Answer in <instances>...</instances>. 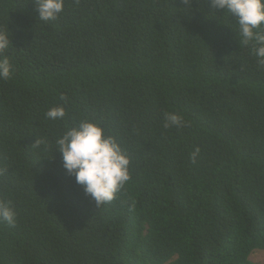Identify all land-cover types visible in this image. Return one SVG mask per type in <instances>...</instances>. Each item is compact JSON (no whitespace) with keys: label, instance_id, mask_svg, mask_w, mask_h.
<instances>
[{"label":"trees","instance_id":"obj_1","mask_svg":"<svg viewBox=\"0 0 264 264\" xmlns=\"http://www.w3.org/2000/svg\"><path fill=\"white\" fill-rule=\"evenodd\" d=\"M237 28L210 0H64L49 22L35 0H0V199L17 213L0 264H247L264 250V69ZM166 112L187 126L166 128ZM85 118L130 157L100 207L55 152Z\"/></svg>","mask_w":264,"mask_h":264},{"label":"clouds","instance_id":"obj_2","mask_svg":"<svg viewBox=\"0 0 264 264\" xmlns=\"http://www.w3.org/2000/svg\"><path fill=\"white\" fill-rule=\"evenodd\" d=\"M186 5L191 0H183ZM214 9L223 10L238 26L237 34L245 45L251 44V53L257 58L258 69H264V0H210ZM35 8L41 21H56L64 9V0H35ZM10 45V37L0 31V80L11 76L12 64L4 55ZM66 116L63 105L46 112L50 120H62ZM166 128L187 126L183 117L176 112L164 114ZM41 143V141H36ZM56 151L62 154V166L84 193L100 207L116 199L131 180L130 157L113 135L106 134L103 126L94 120L82 119L67 128L55 140ZM200 149L190 154L196 163ZM17 213L7 199H0V223L14 226ZM261 247L249 249L245 256L247 264H255Z\"/></svg>","mask_w":264,"mask_h":264},{"label":"rangeland","instance_id":"obj_3","mask_svg":"<svg viewBox=\"0 0 264 264\" xmlns=\"http://www.w3.org/2000/svg\"><path fill=\"white\" fill-rule=\"evenodd\" d=\"M255 262H256V263H259V264H264V250H261V251H260L259 258L256 259Z\"/></svg>","mask_w":264,"mask_h":264}]
</instances>
